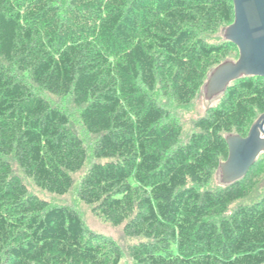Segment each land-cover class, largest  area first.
Returning <instances> with one entry per match:
<instances>
[{
    "label": "trees",
    "instance_id": "obj_1",
    "mask_svg": "<svg viewBox=\"0 0 264 264\" xmlns=\"http://www.w3.org/2000/svg\"><path fill=\"white\" fill-rule=\"evenodd\" d=\"M60 3L0 0V264L120 261L75 211L29 193L14 174L10 157L36 187L61 196L88 159L68 116L14 69L82 107L97 140L79 199L139 239L129 248L136 264H264V197L227 216L248 196L257 161L236 183L200 189L228 158L226 135L246 137L255 113L264 114V78L234 81L185 144L179 123L144 92L155 89L159 71L175 102L190 103L237 48L198 35L233 23L232 0Z\"/></svg>",
    "mask_w": 264,
    "mask_h": 264
},
{
    "label": "rangeland",
    "instance_id": "obj_2",
    "mask_svg": "<svg viewBox=\"0 0 264 264\" xmlns=\"http://www.w3.org/2000/svg\"><path fill=\"white\" fill-rule=\"evenodd\" d=\"M68 1L69 0H61L60 8L65 9L68 4ZM228 26L229 24L223 23L219 27V29L213 33H206L198 30V35L209 44H221L227 41L224 37V31ZM238 57V48L234 47L230 48V55L226 60L236 61ZM13 71L14 76L17 79H22L35 94L43 97L50 105L60 109L68 116L69 128L83 140L84 145L88 150V159L84 167L80 171L73 174V185L68 191V193H66L65 195L59 196L55 194H50L36 187L32 180L24 175L23 171L20 169L14 159L10 157L9 162L12 166L14 174L18 176L20 180L26 185L29 193L46 200L51 206L67 207L75 211V213L83 221L88 231L100 235L105 241L111 243L114 247L119 250L120 261L118 264H136L130 255L129 248L130 246L139 242V239L126 237L124 235L122 225L113 226L104 218L97 216L93 212L92 206L86 205L79 199L78 191L81 181L89 170V168L91 167V165L95 162V158L93 156V148L97 140V136L88 133L82 123V107H78L74 103L72 95H68L66 97H58L51 95L45 90L40 89L34 84H32L27 74H21L15 71V69ZM206 81L207 79L204 81V84L206 83ZM204 84L202 85L196 96L187 105H179L175 102L170 89L163 84L159 71L158 83L155 89L153 91H148L144 89L146 95L150 99L157 102V104L161 106L167 114H169L168 120L177 122L181 126L182 133L179 139L180 144H185L188 142L190 136L195 131V122L206 113V110L209 107L218 104L221 100L222 95L217 96L212 100L208 99L204 91ZM260 115L261 114L258 112L255 113L249 125V130L251 126L260 117ZM252 172V187L249 188L248 196L230 204L227 211V216L234 213L240 206L251 204L264 197V153H262L258 157L257 163L254 165ZM221 179V174L218 169L214 172L213 178L204 187H201L200 189H213L218 186H223Z\"/></svg>",
    "mask_w": 264,
    "mask_h": 264
},
{
    "label": "water",
    "instance_id": "obj_3",
    "mask_svg": "<svg viewBox=\"0 0 264 264\" xmlns=\"http://www.w3.org/2000/svg\"><path fill=\"white\" fill-rule=\"evenodd\" d=\"M234 21L224 31L227 41L239 51L236 61L226 60L213 68L204 84L210 100L222 95L230 84L243 77L264 78V0H232ZM264 114L251 126L246 137L226 135L229 155L219 166L222 184L227 186L247 175L264 153Z\"/></svg>",
    "mask_w": 264,
    "mask_h": 264
},
{
    "label": "built area",
    "instance_id": "obj_4",
    "mask_svg": "<svg viewBox=\"0 0 264 264\" xmlns=\"http://www.w3.org/2000/svg\"><path fill=\"white\" fill-rule=\"evenodd\" d=\"M262 137H264V127H263V133H261Z\"/></svg>",
    "mask_w": 264,
    "mask_h": 264
}]
</instances>
